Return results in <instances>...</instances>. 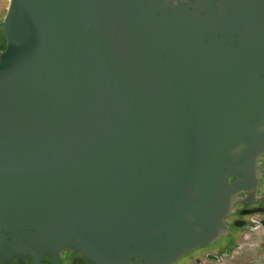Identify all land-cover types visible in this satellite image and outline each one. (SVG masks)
Returning a JSON list of instances; mask_svg holds the SVG:
<instances>
[{
  "label": "water",
  "instance_id": "95a60500",
  "mask_svg": "<svg viewBox=\"0 0 264 264\" xmlns=\"http://www.w3.org/2000/svg\"><path fill=\"white\" fill-rule=\"evenodd\" d=\"M1 30L0 240L171 264L228 232L264 154V0H9Z\"/></svg>",
  "mask_w": 264,
  "mask_h": 264
},
{
  "label": "flooded vegetation",
  "instance_id": "af4514ba",
  "mask_svg": "<svg viewBox=\"0 0 264 264\" xmlns=\"http://www.w3.org/2000/svg\"><path fill=\"white\" fill-rule=\"evenodd\" d=\"M256 186L241 191L227 217L228 232L214 242L182 255L171 264H264V154L260 158ZM237 178H229V182ZM34 240H0V264H94L69 249L49 251ZM135 259L130 261L131 264Z\"/></svg>",
  "mask_w": 264,
  "mask_h": 264
},
{
  "label": "rangeland",
  "instance_id": "374dc122",
  "mask_svg": "<svg viewBox=\"0 0 264 264\" xmlns=\"http://www.w3.org/2000/svg\"><path fill=\"white\" fill-rule=\"evenodd\" d=\"M8 6L9 0H0V47H2L3 50L5 49L6 42L1 29L3 27V22L8 10Z\"/></svg>",
  "mask_w": 264,
  "mask_h": 264
}]
</instances>
